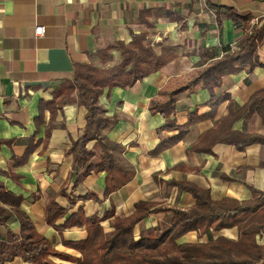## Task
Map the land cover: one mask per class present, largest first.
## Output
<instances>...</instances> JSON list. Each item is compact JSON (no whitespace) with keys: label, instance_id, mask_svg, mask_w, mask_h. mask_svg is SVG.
Returning a JSON list of instances; mask_svg holds the SVG:
<instances>
[{"label":"crops","instance_id":"obj_1","mask_svg":"<svg viewBox=\"0 0 264 264\" xmlns=\"http://www.w3.org/2000/svg\"><path fill=\"white\" fill-rule=\"evenodd\" d=\"M226 7L240 16L249 15L250 23L254 20L256 26L264 23V0H0V138L13 140L0 148V182L22 195L21 208L55 250L73 258L80 256L66 242L85 238V227H58L79 207L86 216L102 217L110 209L114 215L127 216L139 200L153 202L154 207L192 206L194 197L172 181L208 188L213 200H248L250 187L264 191V144L253 143L238 150L220 142L210 153L189 150L202 132L228 112L230 103L237 109L255 91L264 88V66L220 71L214 105L209 103L208 90L197 84L191 92L184 89L177 93L167 119L150 111L151 100L165 102L170 92L195 77L196 69L205 65L208 57L220 56L223 46L233 45L242 37V25L234 24ZM36 26L44 27L43 35L34 34ZM130 31L146 33L157 53L162 45H171L178 47V55L132 86L112 87L108 95L105 89L99 97L106 114L117 117L103 133L124 147L122 155L134 169L128 182L104 195L105 172L92 171L76 181L73 157L66 154L85 125L86 109L76 92L58 104L52 115L46 110L44 123L39 127L35 117L39 102L50 100L53 91L72 78L74 59L112 66L121 59L118 51L113 50L112 59L104 64L98 63L95 52L117 40L128 42ZM256 56L264 64V43L256 48ZM166 123L177 127L166 128ZM46 127L51 129L44 142ZM232 127L264 134V125L257 115L240 118ZM180 131L179 139L152 153L157 144ZM28 146L34 148L28 160L13 166L12 155L21 156ZM86 147L95 152L93 159L98 161L100 149L95 140ZM50 200L66 209V214L54 221L55 226L46 219ZM171 216L169 210L150 212L135 225L134 235L139 237L152 228L162 233L170 226ZM111 218L100 221L107 233L112 231ZM8 224L12 231L19 228L14 219ZM219 235L237 239L238 229L233 226L210 230L201 237L196 231H189L179 241H207ZM0 237L4 238L1 226ZM257 241L262 247L263 264L264 235ZM51 260L76 264L55 256ZM3 264L31 263L14 257Z\"/></svg>","mask_w":264,"mask_h":264},{"label":"trees","instance_id":"obj_2","mask_svg":"<svg viewBox=\"0 0 264 264\" xmlns=\"http://www.w3.org/2000/svg\"><path fill=\"white\" fill-rule=\"evenodd\" d=\"M221 8V7H220ZM228 16L236 26L242 25L243 35L233 46L221 48L218 57H208L210 60L196 69L195 77L184 87L170 92L163 103L150 101V111L159 112L166 119L173 109L177 93L186 89L194 90L199 84L208 90L209 103H216L214 89L219 86V73L222 70L234 72L237 66H264L258 61L256 48L264 43V23L256 26L250 23L249 15L240 16L225 8ZM145 13V12H144ZM217 20L219 10L216 12ZM148 27L152 23L145 22ZM178 47L162 45L157 53L149 42L146 33L130 31L128 42L117 40L113 45L95 52L98 63L104 64L113 57L112 51H118L120 61L109 67L84 62L81 58L73 61L74 70L71 79L64 81L50 100L39 102L36 126L44 123V112L52 115L58 104L64 102L72 92L85 109V125L80 136L72 141L66 154L73 157V171L76 181L81 180L92 171L105 172V192L107 195L128 182L134 173L133 167L124 159V147L109 140L103 130L116 122L115 115H107L99 104V97L107 89V95L112 87H129L143 77L158 71L167 62L175 58ZM257 115L264 125V88L255 91L249 99L237 109L230 103L228 112L219 118L210 128L202 132L189 146L195 152L210 153L216 143L234 145L243 150L253 143L264 144V134L245 132L233 129V123L240 118H250ZM166 128H176L174 123H166ZM51 127H46L45 139L49 136ZM181 131L166 140L161 141L152 150L158 153L173 141L181 137ZM95 140L100 149L98 161H94L95 152L86 144ZM12 139L0 138L2 145H10ZM30 142V140H29ZM33 146H28L21 156L12 155L13 166L24 164L33 152ZM7 175L16 177L9 171ZM180 189L188 191L195 199L187 209L177 207H157L155 203L139 200L134 203V211L127 216L114 215L113 210L102 217L86 216L81 207L70 213L62 223V228L82 227L86 229L85 238L76 242H66V245L80 252L78 258H73L64 252L53 248L51 242L39 233L28 214L21 208L23 197L6 188L0 182V226L4 229V238L0 237V264L20 257L31 264H61L51 260L52 256L65 260H73L76 264H262L263 252L257 238L264 235V191L250 187L251 197L248 200H236L224 197L213 200L208 188L181 181H172ZM91 198H96L91 195ZM169 210L172 221L162 233L152 228L141 234L134 235L135 225L150 212ZM66 209L50 200L46 206V219L54 225V221L63 217ZM112 217V231H104L100 221ZM18 222L17 231L9 228V220ZM55 226V225H54ZM236 226L237 239L219 235L207 241L181 242L179 238L189 231H196L198 237L210 230L219 231L222 228ZM57 227V226H56Z\"/></svg>","mask_w":264,"mask_h":264},{"label":"built area","instance_id":"obj_3","mask_svg":"<svg viewBox=\"0 0 264 264\" xmlns=\"http://www.w3.org/2000/svg\"><path fill=\"white\" fill-rule=\"evenodd\" d=\"M251 24H254V20L251 21ZM44 33V27L43 26H36L34 28V34L35 35H43ZM233 46V45H232ZM234 47V46H233Z\"/></svg>","mask_w":264,"mask_h":264},{"label":"rangeland","instance_id":"obj_4","mask_svg":"<svg viewBox=\"0 0 264 264\" xmlns=\"http://www.w3.org/2000/svg\"><path fill=\"white\" fill-rule=\"evenodd\" d=\"M263 264H264V261H263Z\"/></svg>","mask_w":264,"mask_h":264}]
</instances>
